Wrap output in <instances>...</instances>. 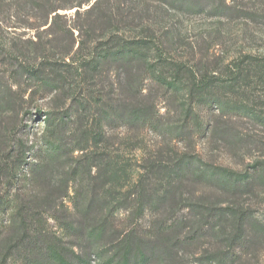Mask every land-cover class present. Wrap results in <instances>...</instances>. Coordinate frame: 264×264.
Segmentation results:
<instances>
[{"label":"trees","instance_id":"1","mask_svg":"<svg viewBox=\"0 0 264 264\" xmlns=\"http://www.w3.org/2000/svg\"><path fill=\"white\" fill-rule=\"evenodd\" d=\"M62 1L0 0V15L48 26L22 46L5 41L0 19V264H254L246 258L264 246V226L249 222L241 197L264 188V162L250 171L214 158L244 141L226 119L264 127L249 102L256 87L264 95V58L197 55L171 20L209 14L264 29V6ZM73 8V26L61 24L59 11ZM24 83L69 101L31 140L1 120Z\"/></svg>","mask_w":264,"mask_h":264},{"label":"rangeland","instance_id":"2","mask_svg":"<svg viewBox=\"0 0 264 264\" xmlns=\"http://www.w3.org/2000/svg\"><path fill=\"white\" fill-rule=\"evenodd\" d=\"M73 1L78 2V0ZM241 4L250 6L255 5L261 8V5L264 6V0H241ZM56 5L65 6L67 2L64 0L62 2H57ZM83 8L85 9L87 7ZM75 11L76 8L59 11L61 15H64L60 23L63 24L66 21L67 27H72L74 24L72 20ZM9 15L10 13L4 10H2V14L0 15L2 17L0 19L6 21L1 24V27H3L5 41L8 43L14 39L17 41H15L17 44L24 46L25 41L35 40L36 37L42 35L48 27L44 26L39 30L27 28L25 24H34L32 23V16L29 13L27 16L26 14L23 15V13L18 14L12 12L10 15L12 18L10 19L8 18ZM171 22L173 24V31L184 36L188 43H193L192 45L197 55L201 54L207 56L210 60L221 59L227 61L243 55L264 58V29L256 23H248V21L244 19H219L213 18L209 16V14L191 15L187 13H177L176 16L172 18ZM5 27H7V29H5ZM73 32L74 37H76L77 32ZM212 43L215 45L212 46ZM76 47L77 45L75 48ZM181 53L182 52H180V54ZM65 63H69V57L68 60L65 59ZM61 65H63L62 62ZM9 82L14 83L17 81L10 80L8 83ZM24 85L27 84L24 83L21 85L19 94L13 95L18 101L14 108L15 111L12 114L1 116V120L3 122H8L14 133L28 134L31 140L34 137V127L41 122L43 115L49 111L62 109L69 104V101H65L64 97L61 95L57 97L53 92L47 90L44 92L35 91L34 87L26 89ZM28 85L30 86V83ZM253 92L255 93L249 102L254 101L251 106L257 107L259 112L264 114V95L262 94L261 88H254ZM159 107H163L162 104H160ZM160 113H165V109L161 108ZM226 121V125L232 127L234 131L244 136V141L236 148L221 147L223 152L217 153L218 156L216 155L214 160L218 163L228 165L233 169L244 168L253 171L252 167L255 161L264 162V127L249 119L233 116L226 119ZM108 128L107 125L104 126V130L109 131ZM198 145L200 147H206V144H204L202 140L199 141ZM123 153H125V157H128V160L130 159L129 162L132 164L133 160L130 157L131 153L127 154L128 150ZM136 153L139 154V152ZM251 187L250 193L243 195L241 200L249 205V208L252 210V212L247 215L249 222H258L264 226V188L260 184H253ZM66 202L70 204L69 199H66ZM184 213L186 212L180 214ZM144 223H142V225H144ZM202 245L198 246V250L193 248L192 252L203 251ZM257 252L259 257L256 255ZM197 257L198 256H195V259H197ZM249 258L252 259V263L254 264H264V246L262 248L252 247L250 249V255L246 260ZM96 262L98 263V261ZM12 263L13 261L9 264ZM202 264L210 263L204 262Z\"/></svg>","mask_w":264,"mask_h":264}]
</instances>
